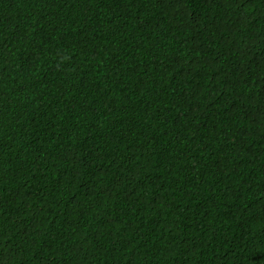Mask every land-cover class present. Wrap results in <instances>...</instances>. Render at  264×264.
Segmentation results:
<instances>
[{
  "label": "trees",
  "instance_id": "1",
  "mask_svg": "<svg viewBox=\"0 0 264 264\" xmlns=\"http://www.w3.org/2000/svg\"><path fill=\"white\" fill-rule=\"evenodd\" d=\"M0 264H264V0H0Z\"/></svg>",
  "mask_w": 264,
  "mask_h": 264
}]
</instances>
